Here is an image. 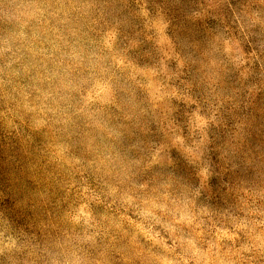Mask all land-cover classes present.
Segmentation results:
<instances>
[{"label": "clouds", "instance_id": "clouds-1", "mask_svg": "<svg viewBox=\"0 0 264 264\" xmlns=\"http://www.w3.org/2000/svg\"><path fill=\"white\" fill-rule=\"evenodd\" d=\"M71 2L0 0V112L43 138L37 191L0 202V264H264V0H174L164 99L113 67V103L87 107L105 29L66 23ZM93 2L104 17L112 0ZM53 29L60 51L37 63ZM51 136L73 164L47 185Z\"/></svg>", "mask_w": 264, "mask_h": 264}, {"label": "rangeland", "instance_id": "rangeland-1", "mask_svg": "<svg viewBox=\"0 0 264 264\" xmlns=\"http://www.w3.org/2000/svg\"><path fill=\"white\" fill-rule=\"evenodd\" d=\"M93 0H72L64 7L66 23L77 19L83 21L90 31L105 30L100 44L107 51L109 68L102 63L95 67L99 76L84 97V105L101 106L113 103L111 68L126 74V78L136 87L143 89L153 102H159L168 94L165 86L156 79V68L163 64L162 57L173 55L172 44L177 43L186 31L183 17L176 10L174 0H112L105 16L95 13ZM211 25L213 21H208ZM55 35L45 33L44 38L34 37L30 46L33 59L47 63L54 52L60 51L62 36L53 29ZM73 56L76 52L73 51ZM103 59V58H102ZM14 76V73H9ZM264 99V93L261 94ZM199 126L206 123L203 117L195 115ZM37 127L45 124L43 119L35 122ZM20 118L10 111L0 112V200L5 207H11L18 197L37 191L39 185L32 171L39 169L36 151L43 146L42 137H26L21 133ZM50 171H43L38 182L50 185L63 168L73 164L63 145L56 142L55 136L49 138L45 146ZM43 195V193H41ZM85 214L84 207L80 209Z\"/></svg>", "mask_w": 264, "mask_h": 264}]
</instances>
